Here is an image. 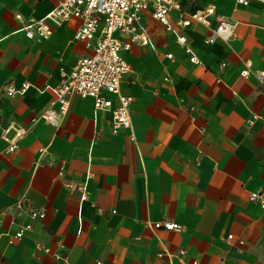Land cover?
<instances>
[{"label": "crops", "instance_id": "0c3cea01", "mask_svg": "<svg viewBox=\"0 0 264 264\" xmlns=\"http://www.w3.org/2000/svg\"><path fill=\"white\" fill-rule=\"evenodd\" d=\"M59 1L0 0V264H63L54 255L70 264H264V210L249 201L264 197V85L255 78L264 72V1L182 0L183 12L214 14L209 27H181L171 11L170 32L141 13L137 33L147 44L137 39L123 53L129 72L120 82L132 99L131 129L116 134L111 112L78 95L59 125L39 118L61 73L89 54L74 38L79 19L52 25L47 38L21 31ZM218 17L235 24V35L208 44ZM8 83L29 87L11 98ZM10 123L30 130L9 153ZM32 210L44 218L31 221ZM161 221L181 231L152 226Z\"/></svg>", "mask_w": 264, "mask_h": 264}, {"label": "built area", "instance_id": "2783aa9c", "mask_svg": "<svg viewBox=\"0 0 264 264\" xmlns=\"http://www.w3.org/2000/svg\"><path fill=\"white\" fill-rule=\"evenodd\" d=\"M182 0H60L57 5L41 20L29 21L24 24L21 31L28 38L38 36L47 38L51 35L52 25H62L73 19H79L81 25L76 30L74 38L84 44L89 51L88 55L79 58L75 65L68 72H62V81L52 89L53 99L48 107L40 115V119L51 126H57L62 121L68 111L69 98L78 95L81 98H90L96 111L111 112V132L118 133L120 130L131 129L130 105L131 97L120 93L121 79L129 72V65L123 58V53L128 52L131 43L137 39L144 45L147 39L138 35L137 30L141 25V13L149 10L154 20L165 26L166 31H172L168 22V15L171 11L177 12V25L189 27L192 23H199L209 27L208 17L214 14L212 8L199 9L193 12H183ZM237 5L248 6L250 0H235ZM264 1V0H260ZM18 20H22L17 15ZM23 23V22H22ZM130 35L129 41H121L116 34ZM235 35V24L222 17L217 18L216 26L211 29L206 42L213 44L216 41L228 42ZM178 44L183 48L185 55L193 64L198 63L197 57L187 46V39L184 36L177 38ZM171 59L172 55H167ZM225 63H221L223 69ZM250 63H245V69L240 72L242 78L250 76ZM257 81L264 85V72L256 73ZM168 80V79H166ZM26 83L20 89H15L11 83L5 85V94L8 97L22 95L28 89ZM104 93L116 95L118 105L112 108V103L104 96ZM37 119H33L35 123ZM14 131L13 137L9 141L7 152H14L18 147V142L29 133L28 127H21L10 123L4 130L7 134ZM70 190H77L82 193L83 198L88 196V192L81 185L72 182L67 183ZM249 201L256 203L264 210L263 193H251ZM23 208L22 202L17 204V209ZM112 213H115L112 211ZM31 221L41 220L44 213L32 210L29 212ZM154 228H164L165 230L181 231L178 224L171 222H158L152 225ZM31 224H27L23 230L15 233L13 239L19 240L23 231H30ZM12 239V240H13ZM231 240L232 236H228ZM12 240L10 243H12ZM49 253L48 249H45ZM184 253H179L182 256ZM56 261L63 264H70L66 257L54 255ZM196 264V262L184 263Z\"/></svg>", "mask_w": 264, "mask_h": 264}]
</instances>
